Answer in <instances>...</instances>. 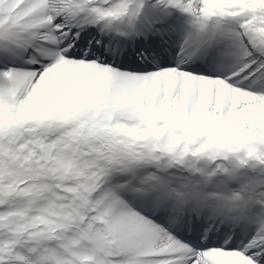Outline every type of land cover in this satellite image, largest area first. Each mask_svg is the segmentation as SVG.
<instances>
[{
    "label": "snow or ice",
    "instance_id": "6c2138e0",
    "mask_svg": "<svg viewBox=\"0 0 264 264\" xmlns=\"http://www.w3.org/2000/svg\"><path fill=\"white\" fill-rule=\"evenodd\" d=\"M0 264H264V0H0Z\"/></svg>",
    "mask_w": 264,
    "mask_h": 264
}]
</instances>
